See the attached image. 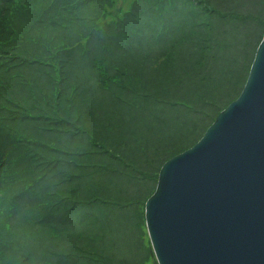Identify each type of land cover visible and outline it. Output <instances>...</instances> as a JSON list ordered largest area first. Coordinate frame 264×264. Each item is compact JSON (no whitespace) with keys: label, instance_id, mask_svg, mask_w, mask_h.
Listing matches in <instances>:
<instances>
[{"label":"trees","instance_id":"trees-1","mask_svg":"<svg viewBox=\"0 0 264 264\" xmlns=\"http://www.w3.org/2000/svg\"><path fill=\"white\" fill-rule=\"evenodd\" d=\"M263 33L264 0H0V264H157L133 237L159 171Z\"/></svg>","mask_w":264,"mask_h":264},{"label":"water","instance_id":"water-1","mask_svg":"<svg viewBox=\"0 0 264 264\" xmlns=\"http://www.w3.org/2000/svg\"><path fill=\"white\" fill-rule=\"evenodd\" d=\"M145 222L158 264H264V33L240 95L162 165Z\"/></svg>","mask_w":264,"mask_h":264},{"label":"rangeland","instance_id":"rangeland-1","mask_svg":"<svg viewBox=\"0 0 264 264\" xmlns=\"http://www.w3.org/2000/svg\"><path fill=\"white\" fill-rule=\"evenodd\" d=\"M255 1L259 2L260 0H255ZM258 8H259V5H257V8L255 10L257 15H258ZM256 36H258V35H256ZM250 37H251V35H250ZM133 242H134L133 247L135 246V248L138 251H140L142 254L148 253L149 254V261L153 262L154 258H153V254L151 251L152 250L151 249V242H150L146 227H145V233L144 234H141L138 229H135Z\"/></svg>","mask_w":264,"mask_h":264}]
</instances>
